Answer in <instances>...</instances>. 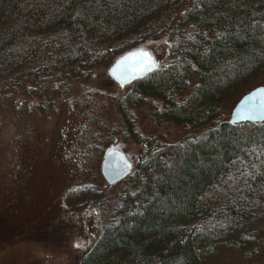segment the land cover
<instances>
[{
    "label": "trees",
    "instance_id": "trees-1",
    "mask_svg": "<svg viewBox=\"0 0 264 264\" xmlns=\"http://www.w3.org/2000/svg\"><path fill=\"white\" fill-rule=\"evenodd\" d=\"M161 37L164 63L116 100L127 131L153 99L154 114L207 128L137 139L145 149L78 264H264V122L212 125L264 74V0H0V97L86 83ZM102 193L76 186L65 201Z\"/></svg>",
    "mask_w": 264,
    "mask_h": 264
},
{
    "label": "rangeland",
    "instance_id": "rangeland-1",
    "mask_svg": "<svg viewBox=\"0 0 264 264\" xmlns=\"http://www.w3.org/2000/svg\"><path fill=\"white\" fill-rule=\"evenodd\" d=\"M168 44L161 37L131 52L149 51L158 68ZM123 56L95 68L86 83L70 79L29 98L18 89L1 95L0 264H78L122 191L123 178L109 182L105 177L106 156L121 152L131 172L145 149L137 139L175 141L207 128L159 115L161 101L153 99L130 110L129 133L116 100L132 82L110 74ZM253 86H264V74ZM237 100L226 101L212 125L229 121ZM83 185L101 190L102 197L67 205L69 190Z\"/></svg>",
    "mask_w": 264,
    "mask_h": 264
},
{
    "label": "water",
    "instance_id": "water-1",
    "mask_svg": "<svg viewBox=\"0 0 264 264\" xmlns=\"http://www.w3.org/2000/svg\"><path fill=\"white\" fill-rule=\"evenodd\" d=\"M156 69L150 52L141 50L124 55L114 64L110 74L116 81L126 83L147 76ZM229 122L232 124L264 122V86L252 88L237 100ZM102 169L109 182L118 181L130 172L129 164L119 151L106 156Z\"/></svg>",
    "mask_w": 264,
    "mask_h": 264
},
{
    "label": "bare ground",
    "instance_id": "bare-ground-1",
    "mask_svg": "<svg viewBox=\"0 0 264 264\" xmlns=\"http://www.w3.org/2000/svg\"><path fill=\"white\" fill-rule=\"evenodd\" d=\"M193 76H194V75H193ZM193 76H192V77H193Z\"/></svg>",
    "mask_w": 264,
    "mask_h": 264
}]
</instances>
